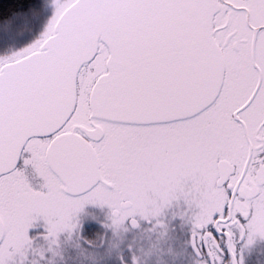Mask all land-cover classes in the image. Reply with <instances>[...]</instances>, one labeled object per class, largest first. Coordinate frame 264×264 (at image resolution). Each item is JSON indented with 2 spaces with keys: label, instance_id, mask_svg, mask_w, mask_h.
<instances>
[{
  "label": "snow or ice",
  "instance_id": "6c2138e0",
  "mask_svg": "<svg viewBox=\"0 0 264 264\" xmlns=\"http://www.w3.org/2000/svg\"><path fill=\"white\" fill-rule=\"evenodd\" d=\"M159 127L220 138L210 159L228 164L192 207L217 241L214 253L203 245L209 264H236L225 225L264 239V203L255 216L234 204L243 153L264 160V0H56L40 36L0 58V235L23 243L41 217L49 235L71 231L88 203L135 225L187 196L179 158L145 167L143 140ZM9 255L0 248V264Z\"/></svg>",
  "mask_w": 264,
  "mask_h": 264
},
{
  "label": "flooded vegetation",
  "instance_id": "af4514ba",
  "mask_svg": "<svg viewBox=\"0 0 264 264\" xmlns=\"http://www.w3.org/2000/svg\"><path fill=\"white\" fill-rule=\"evenodd\" d=\"M219 139L204 135L193 141L174 129H171L170 138L165 141L162 133L146 137L143 142L151 151L145 167L154 162L168 163L179 158L191 172L181 187V191L188 193L187 196L174 199L173 207H169L172 201L158 214L153 215L149 211L147 218L139 212L135 213L136 226L127 217L124 222L114 224L112 210L99 214V204L92 203L86 204L78 214L75 228L60 231L56 236L49 235L46 221L38 218L28 229L27 241L11 243V260L7 264H209V256L203 250V245L206 244L208 250L214 253L217 241L207 231H202L203 226L197 227L199 212L192 207V203L199 206L203 199L200 196L201 184L221 173L220 161L228 160L221 152H217L219 160L214 157L210 159L209 155L216 149ZM251 151L253 148L250 146L242 156L247 161L246 179L234 204L253 212V202L264 190V160L250 158ZM195 165L199 166L197 176ZM240 167V159H234L227 170L228 174L238 171ZM195 182H199V185L195 186ZM255 185L258 187L257 195H253L255 191L250 189ZM225 226L233 233L229 239L234 245L236 264H241V260L242 264H252L251 250L259 251L258 246L264 244V239L256 238L248 244L247 235H241L242 230L238 225ZM219 242L227 243L223 237ZM17 247L22 250L18 251ZM222 264H231V260L222 261Z\"/></svg>",
  "mask_w": 264,
  "mask_h": 264
},
{
  "label": "trees",
  "instance_id": "16d2710c",
  "mask_svg": "<svg viewBox=\"0 0 264 264\" xmlns=\"http://www.w3.org/2000/svg\"><path fill=\"white\" fill-rule=\"evenodd\" d=\"M50 11L47 0H0V58L11 57L36 40L47 26ZM105 210L111 212L108 205H99V214ZM258 249L251 250L252 264H264V244Z\"/></svg>",
  "mask_w": 264,
  "mask_h": 264
},
{
  "label": "rangeland",
  "instance_id": "374dc122",
  "mask_svg": "<svg viewBox=\"0 0 264 264\" xmlns=\"http://www.w3.org/2000/svg\"><path fill=\"white\" fill-rule=\"evenodd\" d=\"M47 3H48V6L51 8L50 16H49V20H50L51 17L54 15L55 11H56V0H47ZM160 128H161V131H160ZM150 132L152 133L151 135H153V136H156V134L161 135V133H162L163 141H165L166 139H169L170 138V135H171V129L170 128H166V127H159V128H156V129H152V130H150ZM195 167H196L195 176H197V172H198V167L199 166L195 165ZM25 175H26L29 183L35 189H37V190H44V189H42L40 187V185L42 184V178H40L38 175H35L34 174V171L31 169V167H29V168H27L25 170ZM194 185L195 186H198L199 185V182L198 183L195 182ZM262 203H264V190H263L262 194L259 197H257L255 199V201L253 202V204H254V206H252L253 216L256 215L257 206H260ZM12 242H15V241L13 240V238L9 234H7L6 235V238L4 240V243L2 244V247H1V248H3V251L5 253H9L10 254V252H11V247L10 246H11V243ZM21 250L22 249L19 248L18 251H21ZM85 257H87V256H85ZM10 260H11V256L8 257V261L7 262H10Z\"/></svg>",
  "mask_w": 264,
  "mask_h": 264
},
{
  "label": "water",
  "instance_id": "95a60500",
  "mask_svg": "<svg viewBox=\"0 0 264 264\" xmlns=\"http://www.w3.org/2000/svg\"><path fill=\"white\" fill-rule=\"evenodd\" d=\"M225 164H228V160H221L220 161V163H219V169H220V172H222L223 171V169H224V165ZM230 166H231V164H229ZM229 166V167H230ZM229 167H228V169H229ZM227 169V170H228ZM254 193H253V195H257L258 194V187L255 185V186H252L251 188H250ZM137 220V219H136ZM132 224V223H131ZM138 224V221H137V223L135 224V225H133V226H136ZM3 237H4V234L3 235H0V243H1V241H2V239H3Z\"/></svg>",
  "mask_w": 264,
  "mask_h": 264
}]
</instances>
